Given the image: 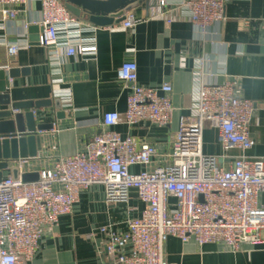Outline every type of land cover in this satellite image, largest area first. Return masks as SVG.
I'll return each mask as SVG.
<instances>
[{"label": "built area", "instance_id": "built-area-1", "mask_svg": "<svg viewBox=\"0 0 264 264\" xmlns=\"http://www.w3.org/2000/svg\"><path fill=\"white\" fill-rule=\"evenodd\" d=\"M29 1L0 0V10L5 18H13L17 10L12 6ZM39 1L41 45L56 55L61 51L67 56L95 51V46L73 40L80 37L85 24L63 0ZM182 5L202 34L225 21L224 0H185ZM171 9L170 0H148V18L166 15ZM142 20L131 10L115 25L132 28ZM260 31L264 40V18ZM19 48L18 43L7 45L10 56ZM117 78L130 89L125 123H171L174 106L169 82L160 87L140 85L134 61L122 63ZM193 104V113L180 119L165 163L152 169L133 172L131 167H148L157 155L156 146L130 135L123 137L113 129L121 122L119 113L106 111L101 131L84 151L59 157L52 168L38 172L36 181L2 177L0 264H28L42 238L59 225L63 215L72 212L80 192L94 185L104 187L110 204L128 202L132 189L145 203L140 217L128 219L127 232L100 228L106 237V254L115 264H171L166 253L170 237L183 242L193 237L200 245L217 243L233 252L245 243H263L264 204L260 195L264 193V157L247 154L255 144L250 130L255 103L239 95L237 80L227 79L200 85ZM205 123L217 130L222 155L204 153ZM234 150L240 153L229 155ZM28 160L15 161L20 173Z\"/></svg>", "mask_w": 264, "mask_h": 264}, {"label": "crops", "instance_id": "crops-1", "mask_svg": "<svg viewBox=\"0 0 264 264\" xmlns=\"http://www.w3.org/2000/svg\"><path fill=\"white\" fill-rule=\"evenodd\" d=\"M183 1L170 0V12L148 18V0H141L132 11L144 20L132 28L97 26L82 16L85 26L80 37L73 40L95 46V51L71 56L63 51L56 55L41 45L39 0L13 5L17 10L13 18H5L0 10V69L18 71L14 78L7 74L10 102L52 101L49 106L13 109L15 113L32 112L38 124H53L51 129L37 131L42 137V149L36 157L29 158L27 171L50 169L59 157L84 151L101 131L106 111L119 113L121 122L113 129L123 137L145 140L158 150L148 167L133 165V172L163 164L181 117L193 113L199 86L227 79L237 80L239 95L255 103L250 125L255 144L247 154L264 157V40L260 31L264 0H224L225 21L210 27L207 34L193 25ZM10 43L20 47L14 56L8 53ZM125 61L137 63L140 85L171 84L169 96L174 113L169 125L124 122L130 89L118 80L117 71ZM1 95L0 91V111L11 109V104L2 103ZM203 151L209 155L224 152L217 130L209 123L203 129ZM239 153L234 150L229 155ZM14 165L15 161L10 162V167ZM10 167L3 170L2 177L12 175ZM260 201L264 204V193ZM144 208L135 189L128 202L113 204L106 202L102 185L83 190L72 212L63 215L59 225L42 238L38 252L28 264H115L106 254V237L100 228L108 226L125 233L128 219L140 217ZM166 253L171 264H264V242L245 243L241 250L233 252L217 243L200 245L193 237L187 242L170 237Z\"/></svg>", "mask_w": 264, "mask_h": 264}, {"label": "water", "instance_id": "water-1", "mask_svg": "<svg viewBox=\"0 0 264 264\" xmlns=\"http://www.w3.org/2000/svg\"><path fill=\"white\" fill-rule=\"evenodd\" d=\"M66 8L77 17L85 16L97 26L118 24L125 18V13L139 5L141 0H63ZM42 29V28H41ZM26 72V70H24ZM7 74L10 78L18 76L15 68L8 71L0 69V91L2 103L11 104V109L0 111V180L3 170L10 167V162L20 158L36 157L42 149V137L37 131L48 130L52 123L38 124L32 112L15 113L13 109L21 107H44L52 104L50 99L33 103H11L7 88ZM59 108V101H56ZM14 178L21 177L23 181L30 182L39 179L37 171H26L25 166L20 168L14 165L10 167Z\"/></svg>", "mask_w": 264, "mask_h": 264}]
</instances>
